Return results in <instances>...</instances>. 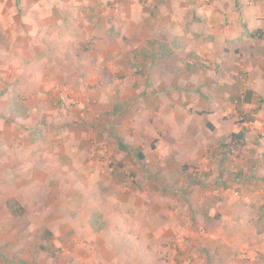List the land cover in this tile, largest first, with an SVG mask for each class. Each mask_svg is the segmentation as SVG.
Instances as JSON below:
<instances>
[{
    "label": "rangeland",
    "instance_id": "obj_1",
    "mask_svg": "<svg viewBox=\"0 0 264 264\" xmlns=\"http://www.w3.org/2000/svg\"><path fill=\"white\" fill-rule=\"evenodd\" d=\"M85 1L70 0L59 9L67 10L74 16L77 13L92 16L97 11L98 20H89V27L101 31L102 37L96 36L97 45L92 46L86 37L80 38L84 33L81 30L86 32L88 23L77 17L73 21L68 20L66 25H71L68 32L74 38L72 45L69 42L62 48H73V53H38L26 41L31 43V37L6 35L0 21V264H111L109 260L112 259L131 258L136 251L127 253L121 249L122 240L117 233L124 226L122 221L150 224L153 217L140 214L146 195L151 194L157 199L150 184L162 187V200L166 198L164 203L168 205L170 201L176 203L183 200L191 208L196 201L191 203L190 200L196 198L198 204L195 206H200L199 213L205 217V222L212 218L210 214H213L214 220L222 219L223 214L216 207L224 204L226 199L223 193L216 191L230 188L238 192L241 197L231 204L242 209L240 219L247 227V242L235 249L231 261L220 264H264V184L246 179L241 186L239 183L234 186L231 178L237 173L233 169L239 168L238 165L232 168L227 165L218 171L220 177L215 179H212L213 169L209 172L203 170L193 179L189 177L185 183L198 186L200 193L183 194L181 179L160 184L153 180L154 174L148 164L137 156L143 144L149 147L146 152L150 155L151 144L155 141L137 133L131 115L152 107L144 97L158 95L161 88L158 84L145 81L147 72L144 74L143 58H147L148 54L143 52L142 47L135 49V57L126 50L117 54H112L110 50L126 49V45L132 43L133 33H128L130 21L122 17L127 3L138 4L140 15L147 13L154 17L175 13V3H178L166 0L171 1L170 7L168 3L157 5L155 0H99L96 6ZM94 7L96 11H92ZM18 11L21 12V9ZM236 11L232 8L228 13L235 15ZM181 13L188 15L191 11ZM261 19L264 20L263 17ZM10 21L7 19V22ZM179 25L181 22H174L176 32H179ZM262 28L264 30V22ZM55 32L62 33V30ZM68 32H65L66 36ZM45 33L46 30L39 37L43 39L44 42H40L43 45L47 43ZM134 34L137 35L138 31ZM176 39L183 42L179 36ZM236 40V43L228 45L233 58L238 54L234 52V46L239 44V39ZM242 40L246 50L264 44L263 40ZM187 45L171 54L165 52L171 50L169 47L165 49V54H152L155 56H152V66L158 63V59L164 60L168 56L164 64L166 69L180 78L179 87L166 84L165 91L190 87L191 83L185 76L188 72L190 75L196 73V66L190 63L192 60L202 64L205 73L213 68L215 62L218 63L215 60L218 49L214 50L215 57L211 58V53L198 55ZM43 50L46 52V47ZM75 54L82 60L79 69L88 70L91 74L90 79L84 77L88 85L81 86L78 82L73 86L67 81V84H61L64 83L61 77L70 75L62 67H68L70 58ZM247 57L254 63L257 54ZM122 60L128 64L125 65ZM204 62H211L212 65ZM230 62L231 66L233 60ZM98 63L102 66L97 70ZM136 78L142 85L134 83ZM196 83L195 79L192 85L196 87ZM134 92L139 93L137 99ZM81 95L84 104L79 101ZM247 96L248 92L231 98L230 105H234L237 99L243 104ZM176 100L187 107L185 100ZM75 111H78L79 117L76 120ZM253 118L251 114H231L224 120L231 124L234 122L238 128H245L244 123L253 122ZM221 143L226 146L224 141ZM231 149L223 147L213 156L220 160L228 159L232 165L240 158L248 157L250 160L254 155L253 151L230 154ZM91 220L105 222L104 230L94 233L89 226ZM207 230L203 228L205 233ZM198 232H202V227ZM142 237L146 238L145 235ZM163 246L165 249L161 253L159 246L154 245L158 264H168L171 258L167 249L169 244L165 242ZM139 251L143 250L139 247ZM139 251L137 256L142 254ZM198 251L206 255L212 252L205 245L198 246ZM142 263L147 264L148 261L142 259Z\"/></svg>",
    "mask_w": 264,
    "mask_h": 264
},
{
    "label": "crops",
    "instance_id": "obj_2",
    "mask_svg": "<svg viewBox=\"0 0 264 264\" xmlns=\"http://www.w3.org/2000/svg\"><path fill=\"white\" fill-rule=\"evenodd\" d=\"M68 1L70 0H0L2 29L9 36L21 38L25 35L27 38L31 37V43L26 41L35 47L38 53L43 54L50 51H56L59 54L73 53V48L69 50L62 48V46L64 47L69 42L72 45L74 35L68 32L71 25H66V23L68 20L73 21L72 19L77 17V19H83L84 22L88 23L86 32L84 29L81 30L84 33L80 38L86 37L89 42H92V46L97 45L95 37H102L101 31L89 27V20H98L96 8H92V11H96L95 14H92L93 17L82 13H77V16H74L75 14H71L67 10L59 9ZM155 1L157 5L168 3V6L171 2L166 0ZM208 1V3L204 2V5L203 0H174L172 2L178 3H175V13H164L158 17L147 13L140 15L138 4L129 1L130 4L127 3L122 17L130 21L128 33H133L132 43L126 45V49L110 50L112 54L126 50L133 54L132 57H135V49L142 47L143 52L148 54L147 58H143L144 74L147 72L145 81L158 84L161 93L156 96H149V94L144 97L147 102L151 103L152 107H149L148 110L133 112L131 115L133 127L139 135L143 134L145 137L151 138L153 142L155 141V148L151 147L150 155L146 152L149 147H146L145 144L142 145L141 150L145 156V163L148 164L154 174L153 180L161 184L181 179V184L184 183V186L180 189L183 194L188 195L200 193L198 186L185 183L189 177L193 179L192 177H195L197 173L201 175L203 170L209 172L213 169L214 177L212 179H215L220 177L218 171L227 165L228 167L230 165V168L238 165L239 170L233 169L237 174H232L231 178L234 186L246 182V179L248 182L254 181L260 182L259 185L264 184V44L246 50L243 47L245 43L242 42L243 38L251 41L263 40L264 42V36L261 39L252 38L246 34L244 28V23H246L250 32L258 29L264 31L262 28L264 20L261 19V17L264 18V0H239V8H236L235 0ZM89 2L96 6L100 3L99 0H86L84 3L89 4ZM178 7H180L179 11ZM231 7L234 10L237 9L235 15L228 13L232 10ZM19 8L21 12L18 11ZM164 8L167 9V5ZM182 11H191V13L182 14ZM7 19H11V21L7 22ZM175 21L181 22V25L178 26L179 32L174 30ZM10 24H13V27H9ZM44 30H46L47 36L45 45L40 43L44 42L43 39H39ZM56 30H62V33H56ZM135 31H138L137 35L134 34ZM65 32H68L66 33L67 36ZM178 36L183 38V42L176 39ZM68 37H70L69 40ZM236 39H239V44L234 46V52L238 54H236L237 57L233 58V55L229 54L231 50L228 45L234 41L236 43ZM100 42L103 41L100 40ZM186 44H188L190 51L194 50L198 55L211 53V58L215 55L218 56L215 57L218 63L215 62L213 68L205 73L202 64L192 60L190 63L196 66V73L190 75L188 72V75L185 76L191 83L190 87H181L183 90L179 88L173 91L169 89L165 91L167 89L166 84L169 87H179L180 78L166 69L167 66L164 64L168 56L164 60L158 59V63L152 66L154 63L152 54L155 52L171 54L181 49V46L186 47ZM43 47H46V52H44ZM167 47L172 51H165ZM106 49L105 51L108 52V48ZM215 49H218L216 50L218 52L214 55ZM95 52L97 53V50ZM255 54H257V59L252 63L247 56ZM144 59L147 61L145 62ZM231 60L233 63L230 66ZM122 62L125 65L128 64L127 61L125 63L122 60ZM81 63V57L77 54L70 58L69 66L62 67L66 71L62 70L70 75L61 77L64 79V83L61 84H67L66 81L72 82L73 86L77 85L78 82L81 86L89 84L84 77L87 78L88 76L90 79L91 74L88 73V70L79 69ZM204 64L212 65L211 62L209 64L204 62ZM100 66L102 64L98 63L95 68L98 70ZM55 70L60 71L59 68H55ZM195 79L198 82L196 87L192 85ZM134 83L142 85L139 78H136ZM247 92L252 95L251 101L249 98L241 104L240 100L237 99L233 102L234 105H230L231 98L237 95L242 96ZM138 96L139 93L134 92V98L137 99ZM177 98L185 100L187 107L182 106V101L178 103ZM79 101L84 104L82 95L79 97ZM91 107L92 104L89 105V111H91ZM230 107L233 111L232 115L251 114L254 116L253 122L244 123L246 142L241 149L234 147L232 135L242 132L243 127L239 126L240 128H238L234 122L231 124L224 120V117H230L228 114ZM73 115L75 116L74 120L79 119L78 111H75ZM223 141L226 146L221 143ZM223 147L232 148L230 154L253 151L254 155L252 154L250 160L248 157L240 158L231 165L227 161L228 159L220 160L217 156H213L216 151L222 150ZM174 171L176 172L174 173ZM155 185L150 184V187L152 192H155L157 199L151 194L146 195L143 208L140 210V214L153 217L150 224L122 221L124 226L117 233L122 240L123 247L121 249L127 253H130L131 250L136 251V253L131 258L126 256L124 259L109 260L111 264H143L142 259L148 261L147 264H158L159 260L157 252H154V245L159 246L162 253L165 249L163 246L165 242L169 244L167 249L171 257L168 264L227 263L234 258L235 249L247 242L245 237L247 227L240 219L242 209L231 204L235 199L241 197L238 192L230 188L223 192L216 191L215 193H223L226 199L224 204L221 203L216 207L218 211L222 212V219L214 220L213 214H210L212 218H209L208 221L206 219L205 222V217L199 213L200 206H195L198 202L196 198L190 200L191 203L196 201L193 204L194 207L191 208L186 206L183 200H177L176 203L170 201L168 205L164 203L166 198L162 200V194H164L161 192L162 187ZM165 193L167 192L165 191ZM117 225L119 224L117 223ZM89 226L94 233H101L106 224L91 220ZM199 227H202V232H198ZM203 228L208 229L207 233L203 231ZM143 235L146 238H143ZM200 245L211 248V254L196 252ZM139 247L143 251H139ZM138 251L142 252L140 256H137ZM159 255L161 256L160 253ZM101 256L103 257L102 253Z\"/></svg>",
    "mask_w": 264,
    "mask_h": 264
},
{
    "label": "trees",
    "instance_id": "obj_3",
    "mask_svg": "<svg viewBox=\"0 0 264 264\" xmlns=\"http://www.w3.org/2000/svg\"><path fill=\"white\" fill-rule=\"evenodd\" d=\"M238 1L239 0H235V2H236V8H239L238 7ZM244 28H245V31H246V34L248 35V36H250V37H252V38H262L263 36H264V31H262L261 29H258V30H255V31H253V32H250V30L248 29V26H247V24L246 23H244ZM250 92H248V96H247V99L246 100H249V96H250ZM244 130L242 131V132H239L238 134H233L232 135V139L234 140V147H236L237 149L238 148H242L244 145H245V142H246V140H245V131H246V129L245 128H243ZM151 147L154 149L155 147H154V143L151 145ZM137 156L140 158V160L142 161V162H144L145 161V156H144V154L139 150L138 152H137ZM240 175V174H239ZM238 175V176H239ZM237 176V177H238ZM240 177V176H239Z\"/></svg>",
    "mask_w": 264,
    "mask_h": 264
},
{
    "label": "built area",
    "instance_id": "obj_4",
    "mask_svg": "<svg viewBox=\"0 0 264 264\" xmlns=\"http://www.w3.org/2000/svg\"><path fill=\"white\" fill-rule=\"evenodd\" d=\"M228 114L229 115L233 114V111H232V108L231 107L228 109ZM250 125H251V123H250Z\"/></svg>",
    "mask_w": 264,
    "mask_h": 264
}]
</instances>
